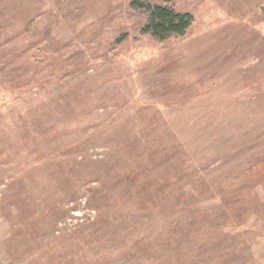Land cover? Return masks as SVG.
I'll use <instances>...</instances> for the list:
<instances>
[{
    "label": "rangeland",
    "instance_id": "obj_1",
    "mask_svg": "<svg viewBox=\"0 0 264 264\" xmlns=\"http://www.w3.org/2000/svg\"><path fill=\"white\" fill-rule=\"evenodd\" d=\"M0 264H264V0H0Z\"/></svg>",
    "mask_w": 264,
    "mask_h": 264
},
{
    "label": "trees",
    "instance_id": "obj_2",
    "mask_svg": "<svg viewBox=\"0 0 264 264\" xmlns=\"http://www.w3.org/2000/svg\"><path fill=\"white\" fill-rule=\"evenodd\" d=\"M148 9L149 19L143 30L161 39L185 34L193 21L191 14L176 12L168 6L154 5Z\"/></svg>",
    "mask_w": 264,
    "mask_h": 264
}]
</instances>
